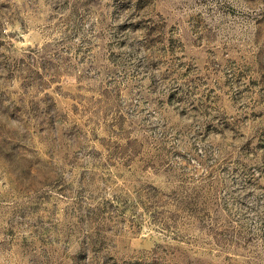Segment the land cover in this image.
I'll return each instance as SVG.
<instances>
[{
	"label": "rangeland",
	"instance_id": "1",
	"mask_svg": "<svg viewBox=\"0 0 264 264\" xmlns=\"http://www.w3.org/2000/svg\"><path fill=\"white\" fill-rule=\"evenodd\" d=\"M0 264H264V0H0Z\"/></svg>",
	"mask_w": 264,
	"mask_h": 264
}]
</instances>
